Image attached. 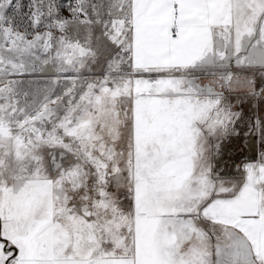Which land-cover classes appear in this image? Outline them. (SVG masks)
<instances>
[{
	"label": "snow or ice",
	"instance_id": "1",
	"mask_svg": "<svg viewBox=\"0 0 264 264\" xmlns=\"http://www.w3.org/2000/svg\"><path fill=\"white\" fill-rule=\"evenodd\" d=\"M0 264H264V0H0Z\"/></svg>",
	"mask_w": 264,
	"mask_h": 264
}]
</instances>
